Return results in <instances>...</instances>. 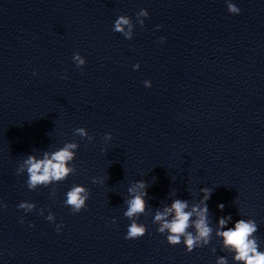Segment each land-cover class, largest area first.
<instances>
[{"label": "clouds", "instance_id": "1", "mask_svg": "<svg viewBox=\"0 0 264 264\" xmlns=\"http://www.w3.org/2000/svg\"><path fill=\"white\" fill-rule=\"evenodd\" d=\"M228 11L232 14H239L240 9L235 4L229 3ZM125 25H129V20L124 16L119 17L115 21L114 31L123 32ZM125 35H128V33H125ZM74 59L79 64H84V60L81 59L79 55H76ZM76 131L81 135H86L83 128H78ZM107 138H111V136L109 135ZM76 147V144L68 143L60 150L51 153L50 156L48 153H45L44 159L42 160H37L34 156H29L25 161V164L27 165V172L29 174L28 186L30 188H34L38 184H47L53 179L60 181L66 178L72 171V169L66 166V162L73 159L74 154L71 150ZM144 187L145 184L141 181L137 184L136 188H130L129 192H136L137 188L142 189ZM203 191L205 192L206 200L208 198V190L204 189ZM85 193V188L81 186H75L67 192V199L65 203L71 206L73 213H79L82 209L84 210L87 208L85 201L88 197ZM146 195V192L137 194L132 199L128 200L126 202L128 205L127 211L124 215L131 219L137 214L143 213L145 211V200L143 197ZM20 207H27L30 209L32 205L22 204ZM186 207V201L176 199L172 202L171 207H165L162 212L158 211L154 217V221L160 222L158 232L164 233L167 231V242L170 245L180 244L181 237L183 236V243L186 251L190 253L193 251L194 247L201 238L208 237L211 229L206 225L208 213L206 204L202 209L193 208L190 212L185 211ZM219 207L222 208L223 205H219ZM173 212L175 213L174 217L171 220H168V215ZM193 213L199 217L198 220L195 221L194 225L197 230V235L195 237L191 233H186L185 231L190 226L189 219ZM49 219H52V217H49ZM227 219H230V217ZM113 223L115 222L113 221ZM219 223L221 226H224L227 223V220L222 218ZM57 230L59 231L60 227H57ZM256 231L257 226L254 221L240 219L236 222L234 228H229L228 230L220 233V235L223 236L225 245H230L231 248L237 252V255L235 256L237 261H244L245 264H264V253L257 252L255 240L249 239V236ZM146 233V227L133 220L127 228L125 239H139ZM220 264H223V261H221Z\"/></svg>", "mask_w": 264, "mask_h": 264}]
</instances>
